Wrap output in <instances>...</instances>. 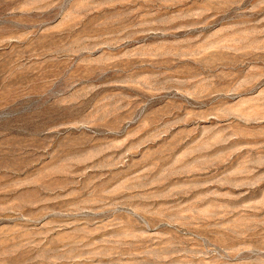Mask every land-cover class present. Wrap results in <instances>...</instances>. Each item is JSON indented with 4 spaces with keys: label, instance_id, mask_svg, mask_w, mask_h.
Masks as SVG:
<instances>
[{
    "label": "rangeland",
    "instance_id": "374dc122",
    "mask_svg": "<svg viewBox=\"0 0 264 264\" xmlns=\"http://www.w3.org/2000/svg\"><path fill=\"white\" fill-rule=\"evenodd\" d=\"M0 264H264V0H0Z\"/></svg>",
    "mask_w": 264,
    "mask_h": 264
}]
</instances>
